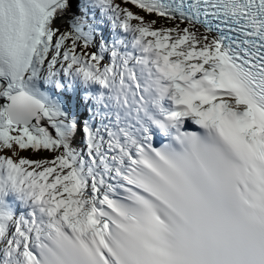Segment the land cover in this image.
I'll list each match as a JSON object with an SVG mask.
<instances>
[{
    "label": "snow or ice",
    "instance_id": "6c2138e0",
    "mask_svg": "<svg viewBox=\"0 0 264 264\" xmlns=\"http://www.w3.org/2000/svg\"><path fill=\"white\" fill-rule=\"evenodd\" d=\"M96 3L130 39L0 0V264H264V0Z\"/></svg>",
    "mask_w": 264,
    "mask_h": 264
},
{
    "label": "bare ground",
    "instance_id": "6f19581e",
    "mask_svg": "<svg viewBox=\"0 0 264 264\" xmlns=\"http://www.w3.org/2000/svg\"><path fill=\"white\" fill-rule=\"evenodd\" d=\"M76 4V0H67V7L65 8V10H66V20H65V22L63 23V20H58L56 23H55V27L56 28H58V26H60V28L62 29V28H66V27H68V28H71L73 25H74V23H75V16H74V5ZM131 4V3H130ZM134 6V5H133ZM135 7V6H134ZM135 9L136 10H138L136 7H135ZM139 11V10H138ZM142 13V12H141ZM97 20H99V19H97ZM63 23V24H62ZM68 25V26H67ZM40 87L43 89V90H45L48 94H49V96L50 97H52L53 99H55L56 101H58V99L60 100L61 98H60V95H59V93H58V91H56V90H49V88H47V87H42L41 85H40ZM10 199H11V197L9 198V195H7L6 197H5V200H6V204H7V206H8V209H9V207H10V205H9V202H10Z\"/></svg>",
    "mask_w": 264,
    "mask_h": 264
},
{
    "label": "rangeland",
    "instance_id": "374dc122",
    "mask_svg": "<svg viewBox=\"0 0 264 264\" xmlns=\"http://www.w3.org/2000/svg\"><path fill=\"white\" fill-rule=\"evenodd\" d=\"M77 1H78V0H76V4H77V5L75 4L76 7H78V5H79V3H78ZM116 3H121V1H120V0H116ZM75 5H74V7H75ZM123 5H124L125 7H127V8H129V10H131V11L134 12V13L139 12V11L136 10L135 7H134L132 4H130V3L123 4ZM123 5H122V7H124ZM102 13H103V11H102ZM139 14L144 15V14L141 13V12H140ZM65 16H66V15H65ZM74 16H75V20H74L75 23H74V25H73L71 28H68V27L65 28V27H64V28L61 29L60 26H58V28H59L61 31H64V30H67V29H78V30H79L80 28H79V26H78L79 23H78V19H77L76 13H75V8H74ZM65 19H66V18H65ZM145 19H146V20H150V19H152V17H151V16H146ZM64 22H65V20H64ZM64 22H63V23H64ZM63 23H62V24H63ZM67 26H68V25H67ZM157 27H160V25H157ZM119 28H120V27H119ZM120 29H121V28H120ZM121 30H122V29H121ZM79 31H80V30H79ZM122 36H123V39H125V40H127V39H126V36H128L129 39H130L129 34H128V33H125L123 30H122ZM85 37H86V36H85ZM90 51H95V49L92 48V49H90ZM94 85H95V86H99V85H96V84H94ZM44 86H45V85H44ZM54 86H55V85H53V87H54ZM45 87H47V86H45ZM99 87H100V86H99ZM22 155H30V153L25 152V153H22ZM11 195H12V194H11ZM10 203H11V207L14 208V207H15V203H17V205H19V200H18L17 198H13V201H11Z\"/></svg>",
    "mask_w": 264,
    "mask_h": 264
},
{
    "label": "trees",
    "instance_id": "16d2710c",
    "mask_svg": "<svg viewBox=\"0 0 264 264\" xmlns=\"http://www.w3.org/2000/svg\"><path fill=\"white\" fill-rule=\"evenodd\" d=\"M101 7L97 5L96 0H82L81 1V9L80 11H90V17L96 18V10L100 9ZM85 22L87 23V20L84 18ZM92 37V36H91Z\"/></svg>",
    "mask_w": 264,
    "mask_h": 264
}]
</instances>
